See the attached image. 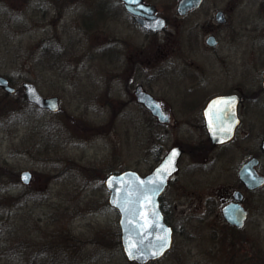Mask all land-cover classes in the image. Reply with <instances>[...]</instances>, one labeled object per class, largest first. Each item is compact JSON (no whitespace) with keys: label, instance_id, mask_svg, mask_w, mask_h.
I'll list each match as a JSON object with an SVG mask.
<instances>
[{"label":"rangeland","instance_id":"rangeland-1","mask_svg":"<svg viewBox=\"0 0 264 264\" xmlns=\"http://www.w3.org/2000/svg\"><path fill=\"white\" fill-rule=\"evenodd\" d=\"M103 1L112 0H64L62 7L54 0H0V74L17 88L15 94L0 88V264H136L123 252L119 213L108 204L104 179L126 169L144 174L156 165L147 129L164 127V151L182 139L173 121L159 129L146 124L147 112L130 99L136 83L163 96L174 118L172 92L182 81L175 71L193 69L175 58L171 25L143 35L99 16ZM54 6L62 16L52 20ZM87 11L98 18L85 32L81 13ZM225 54L224 62L198 63L207 85L232 86L240 76L247 85L258 80L263 67L252 47L245 46L238 65L235 53ZM25 82L44 97L58 96L61 109L30 104ZM185 84L194 85L189 78ZM260 104L264 108V100ZM256 119L262 139L264 110ZM207 158H186L167 188L162 204L174 243L149 264H264V188L246 196L245 228L228 226L222 199L236 184L237 160ZM26 170L32 180L24 185L20 173Z\"/></svg>","mask_w":264,"mask_h":264},{"label":"flooded vegetation","instance_id":"flooded-vegetation-1","mask_svg":"<svg viewBox=\"0 0 264 264\" xmlns=\"http://www.w3.org/2000/svg\"><path fill=\"white\" fill-rule=\"evenodd\" d=\"M54 1L57 2L56 6L62 7L64 5V0ZM190 1L191 8L185 13H180L179 7L183 0H171L168 4H165L164 0H143L149 6L147 14L144 15H134L129 12L122 0L103 1L100 3L105 6V9L102 7L101 15H98L108 14L110 18L124 22L143 35H159L171 25L173 28L174 56L178 61L193 69L186 71L180 66L175 71V73L182 74V81L181 87L172 92L174 102H171L176 109L174 118L165 106V98L155 94L152 90H148L142 83H136L130 97L132 101L138 103L147 112L148 116L144 118L146 124L151 121L159 129L158 126H167L173 121L174 130L182 138L167 151H164V146L161 144L165 131L164 127L157 131L147 129V151H154L157 163L146 173H140L141 175L150 174L173 148L181 150L177 162L178 168L168 177L167 186L159 198L162 211L164 212L163 196L173 178H177V174L182 168V162L186 158L191 162L205 161L208 156H212L214 159L219 157L236 158L237 162L232 167L237 175L236 184L222 199L221 215L228 226L236 230H243L250 220V210L244 203L246 196L250 193H258L264 188V184L261 186L256 184L260 178L264 180V137L261 139L260 133L256 129L259 123L256 116H260V111L264 110L260 106L264 100V0ZM54 9L52 20L56 19L58 15L59 17L62 16V10L57 11L55 6ZM90 14L88 11L81 13L80 29L82 31L88 32L95 23L97 24L98 16L96 18L95 12L92 16ZM160 19L165 22V26L161 30L154 31L143 25L144 21L156 24ZM246 45L252 47L260 58L263 69L256 75L258 80L253 85H247L243 81V76L238 77V75V79L234 81L235 85L232 86L225 85L227 82L220 80V82H216L220 85H207L208 82L204 79L206 78L205 70L200 69L198 63L201 62L202 67V62L213 59L224 62L227 56L225 53L233 52L236 54L237 61L235 62L238 65ZM114 49L116 48L114 47ZM112 53L115 54L114 51ZM217 77L223 80L227 78L226 75L222 76V73H219ZM186 78H189L194 85H186ZM142 92L151 95L153 104L158 108L160 115L155 114L151 108L139 101V95ZM219 96L236 98V109L233 115L232 110L227 107L212 111L211 115L215 118L206 115L205 110L209 102ZM59 106L61 109L60 99ZM228 109L230 110L228 111ZM163 116L165 117L164 120L162 119ZM232 118L235 119L234 124L236 125L232 138L220 144L213 143L207 128L209 120H216L215 123L221 125V130L227 134L233 124ZM216 151L222 154H218L220 156L217 157L214 154ZM242 173L249 182L242 178ZM238 196L241 199H238ZM211 201L214 202H211L213 204L210 208L214 210L217 204L215 199H211ZM232 202H238L246 210V219L241 227L229 224L223 215V207ZM164 216L168 222L165 213ZM172 228L175 235L176 231L174 227Z\"/></svg>","mask_w":264,"mask_h":264},{"label":"water","instance_id":"water-1","mask_svg":"<svg viewBox=\"0 0 264 264\" xmlns=\"http://www.w3.org/2000/svg\"><path fill=\"white\" fill-rule=\"evenodd\" d=\"M122 1L126 9L132 14H147L149 6L143 0ZM191 6L190 0H183L179 7L180 13H185ZM143 25L146 28L158 31L164 28L165 22L163 19H160L156 24L144 21ZM0 87L10 94L16 91V88L10 84L9 79L1 74ZM23 87L29 102L42 109L51 111L60 109L58 97L46 98L42 96L37 87L31 82H25ZM139 101L151 108L155 114L160 115L158 108L153 104L151 95L142 92L139 95ZM235 102L236 98L232 96L213 98L209 102L205 113L207 116L214 117L211 115L212 111L227 107L232 110L233 115L236 109ZM162 119L164 120L165 117L163 116ZM234 121L235 119L232 118L233 124L226 134L221 130L222 126L215 123L216 120H209L207 128L213 143L220 144L232 138L236 126ZM180 152L181 150L178 148H173L163 161L146 176L141 175L138 171L128 169L119 173H112L104 181V185L109 191L108 203L119 213L121 245L130 262L147 264L156 261L170 251L173 246L174 230L165 220L159 198L167 186L168 177L176 172L178 168L177 162ZM241 176L246 182H249L243 173ZM31 178L32 174L29 171H23L20 174V180L23 184H29ZM256 184L261 186L264 184V180L260 178ZM238 199H241V197L238 196ZM223 215L229 224L241 227L246 219V210L238 202H232L223 207ZM161 236L165 237L168 245L162 252H160V246L163 241L158 239ZM154 252L159 254L153 255Z\"/></svg>","mask_w":264,"mask_h":264},{"label":"snow or ice","instance_id":"snow-or-ice-1","mask_svg":"<svg viewBox=\"0 0 264 264\" xmlns=\"http://www.w3.org/2000/svg\"><path fill=\"white\" fill-rule=\"evenodd\" d=\"M158 239H160L161 241H163V243L161 244V246H160V252H162L165 248H167V241H166V239H165V237H163V236H161V237H159ZM159 253H157V252H154L153 253V255H158Z\"/></svg>","mask_w":264,"mask_h":264},{"label":"trees","instance_id":"trees-1","mask_svg":"<svg viewBox=\"0 0 264 264\" xmlns=\"http://www.w3.org/2000/svg\"><path fill=\"white\" fill-rule=\"evenodd\" d=\"M10 80H11V82H12V79L11 78H9Z\"/></svg>","mask_w":264,"mask_h":264}]
</instances>
